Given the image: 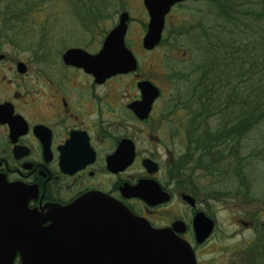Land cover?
Wrapping results in <instances>:
<instances>
[{"label":"flooded vegetation","instance_id":"af4514ba","mask_svg":"<svg viewBox=\"0 0 264 264\" xmlns=\"http://www.w3.org/2000/svg\"><path fill=\"white\" fill-rule=\"evenodd\" d=\"M192 1L195 0H182L171 6L165 16L162 38L151 48L144 46L145 33H140L139 40L129 37L132 21L147 31L148 10L145 8L141 16L132 17L127 11L124 44L135 62L127 71L107 73V67L99 65L93 66L95 71L88 70L79 64L75 53L67 54L72 48H80L96 55L114 26L102 32L101 41L91 37L80 44H62L56 52L52 48L37 51L38 47L27 57L16 51L23 44L16 42L15 32L2 35V30L15 31L16 27H0V238H5L0 242V264H6L9 257L10 264H21L22 242L32 238L34 224L50 223V206L68 205L91 192L114 197L156 227H169L182 220L181 230L175 232L192 244L198 264L208 260L218 264L216 257H208L207 248L201 254L199 251L216 237L219 222L216 211L212 212L215 202L236 200V211L241 215L230 218V222L237 224L233 237L240 239L234 252L239 253L235 258L224 253V261L219 264H264V220L262 209H256V201L250 195L225 197L215 189H198L195 183L181 184L177 173L170 169L176 156L157 132L167 124L178 128L174 114L181 107L176 103L178 93L170 91L165 95L163 86L152 78L155 63L145 66L142 55L155 60L160 55L169 68L167 79L174 82L178 78L182 68L175 63L170 67L168 60L188 61L193 44L185 38L207 23L208 11H185L176 25L169 16L179 13L174 8ZM175 31L183 34L174 37L171 32ZM161 47L166 52L158 55ZM175 51H181V58H176ZM145 82L157 89L150 106L145 105V97L150 95L148 88H142ZM176 135L172 130V138ZM142 180L158 183L169 197L149 204L132 195V188ZM177 184L186 187L178 193L190 209L189 214L179 218L157 214L160 207L174 201L173 187ZM184 194L192 196L194 202L187 201ZM199 211L213 220L210 234L201 241L197 240L193 226ZM245 231L254 236L243 238Z\"/></svg>","mask_w":264,"mask_h":264},{"label":"trees","instance_id":"16d2710c","mask_svg":"<svg viewBox=\"0 0 264 264\" xmlns=\"http://www.w3.org/2000/svg\"><path fill=\"white\" fill-rule=\"evenodd\" d=\"M206 1L214 12L207 16L215 14V21L210 22L208 17L200 30L188 33L185 40L193 44L187 59L191 63L179 70L175 78L179 85L181 79L195 73L192 92L177 94V106L187 117L183 124L186 150L176 156L170 169L177 173L181 184H196L198 172L214 176L221 172L205 162L206 158L216 156L225 163L224 169L239 180L238 189L225 190L224 194L250 195L256 202H264L247 183L244 157L237 161V166L232 158L239 155L238 140L245 131L264 119V0ZM36 6V0H0L5 22L18 21L17 41L24 40L23 28H31L32 23L26 22L27 13H32ZM171 33L174 37L183 34ZM218 193L224 195L222 191Z\"/></svg>","mask_w":264,"mask_h":264},{"label":"water","instance_id":"95a60500","mask_svg":"<svg viewBox=\"0 0 264 264\" xmlns=\"http://www.w3.org/2000/svg\"><path fill=\"white\" fill-rule=\"evenodd\" d=\"M179 1L182 0H143L149 12L143 38L146 48L160 41L165 15ZM127 19L128 13L122 12L96 55L80 48H72L67 54L75 53L79 64L88 70L95 71L98 65L107 67V73L130 70L135 62L124 44ZM142 88L149 89L145 105L150 106L157 89L149 82L143 83ZM131 192L149 204L169 197L152 180H142ZM183 197L194 202L188 194ZM48 219V225L41 221L34 224L32 238L23 240L21 264H197L191 244L175 232L181 230V220L174 221L170 227H155L114 197L99 192L86 193L65 206H50ZM193 226L197 240L201 241L210 234L213 220L199 211L193 218ZM4 240L1 236L0 242Z\"/></svg>","mask_w":264,"mask_h":264},{"label":"rangeland","instance_id":"374dc122","mask_svg":"<svg viewBox=\"0 0 264 264\" xmlns=\"http://www.w3.org/2000/svg\"><path fill=\"white\" fill-rule=\"evenodd\" d=\"M36 4L37 6L34 8L33 12L27 13L26 22L32 24L29 29L23 28L21 36H23L22 39L24 40L17 41L16 38V42L23 44L16 49L21 57H27L30 51H33V49L36 50L38 47L37 51H41L45 48H52L51 51L56 52L62 44L69 45L73 43L77 44L78 42L83 43L89 41L91 37H94L95 41H98V39L101 41L103 33H106L110 28L117 24L121 11H128L130 17H132L141 16V13H144L145 10L143 0H36ZM196 9L207 10L208 13H214L210 9L208 2L205 0H195L191 3H187L181 8H174V11H179V13H172V16H169V20L172 19L173 24L176 25L179 17L186 14L184 13L185 11H195ZM214 15L210 14L207 16L206 13V19L208 20L209 17L210 22H213L215 21V17H213ZM5 18V13H0V27L7 26L13 28L18 24L17 19L14 21L11 19L9 22H5ZM139 20L142 21L141 19ZM143 29L144 27L141 24L132 21L129 26V37L139 40L140 33H143V35L145 33ZM2 31L8 32L6 34L7 36L10 34L12 35V32H15L13 29L8 28ZM252 32L253 31H251V34H253ZM30 43L33 44L30 45ZM34 43L42 44L41 46H38ZM201 50H196L195 52L199 53ZM165 52L166 49L161 47L158 55L159 53ZM176 53V58H181V51L179 53L175 51V54ZM142 58L145 62V66L150 63H155V70L151 71L152 78L163 86L165 89V95L170 91L174 94H190L192 92L195 73L185 76L179 81V85H176L178 80L171 82L170 78L167 79V70L169 68L167 65H164L163 59H161L160 55L156 60L148 55H142ZM185 59L186 58H184L183 61L168 60L170 63L169 66L171 67L173 63H175L177 66L184 69L189 66L190 62ZM194 105H198V103H195ZM174 115V120L176 126L178 125V128L175 129L173 125L167 124L160 130H157V132L169 145L173 156H178L186 150L183 124L185 125L187 117H185V112L182 109L176 111ZM172 130H174L175 133L177 132L176 138H172ZM238 143L240 146H238V144L234 145V147L238 146L239 155L236 154L232 156L234 159L233 164L237 166V161L240 160L241 156L244 157L242 162L245 163L243 172L248 178L247 183L251 186L253 194L264 199V119L258 123H252L251 127L245 131L241 140H238ZM160 149H163V145H161ZM205 162L211 167L218 168L221 172H216V176L207 172H198L196 178L198 189L205 190L206 188H210L223 192L232 188L238 189L239 186L237 185L239 180L234 176L233 172L224 169L226 165L223 161L218 160L216 156H212L206 158ZM163 163H166V161ZM183 188L186 189V187H183L182 185H175L173 189L176 198L170 204L160 207L157 214L165 217L174 215L178 218L185 213L189 214L190 209L185 206V203L180 199L178 193L180 190H183ZM227 195L228 194H224L225 197H227ZM199 197L202 198L203 196L199 195ZM236 202L238 201L232 199L218 200V202H215L212 212L216 211L219 222L216 237L199 251L201 254L202 250L207 248L208 257H216L218 264L224 261V253L233 254L234 258L236 255L238 256L239 253V251L234 252V248H236L240 239V236L233 237L234 231H236V229L238 230L237 224L233 222L234 220L230 222V218H236L241 215V212L236 211ZM256 207V209H262L261 219L264 220V203L256 202ZM244 233L243 238L244 236L247 238L249 236H254V234H251V231H245ZM243 246L244 244L242 247ZM200 258L202 259V256ZM202 263L211 264L209 260L208 262Z\"/></svg>","mask_w":264,"mask_h":264}]
</instances>
